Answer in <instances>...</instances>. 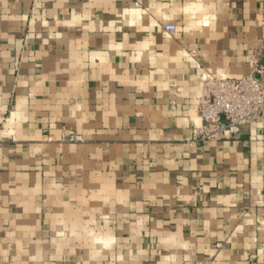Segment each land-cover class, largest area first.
I'll return each mask as SVG.
<instances>
[{
    "label": "crops",
    "instance_id": "crops-1",
    "mask_svg": "<svg viewBox=\"0 0 264 264\" xmlns=\"http://www.w3.org/2000/svg\"><path fill=\"white\" fill-rule=\"evenodd\" d=\"M254 58L264 0H0V264H264V119L193 135Z\"/></svg>",
    "mask_w": 264,
    "mask_h": 264
},
{
    "label": "built area",
    "instance_id": "built-area-1",
    "mask_svg": "<svg viewBox=\"0 0 264 264\" xmlns=\"http://www.w3.org/2000/svg\"><path fill=\"white\" fill-rule=\"evenodd\" d=\"M163 30L174 33V25ZM198 97L200 124L193 127L198 140L236 137L240 127L262 123L264 119V65L257 58L251 60L248 75L241 78H203ZM68 142H77L76 135H66ZM183 264H214L213 260L185 261Z\"/></svg>",
    "mask_w": 264,
    "mask_h": 264
}]
</instances>
